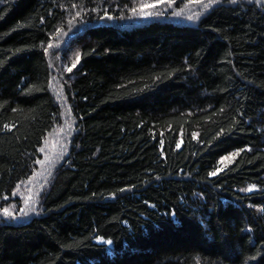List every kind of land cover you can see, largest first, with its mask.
I'll return each mask as SVG.
<instances>
[{
  "label": "trees",
  "instance_id": "16d2710c",
  "mask_svg": "<svg viewBox=\"0 0 264 264\" xmlns=\"http://www.w3.org/2000/svg\"><path fill=\"white\" fill-rule=\"evenodd\" d=\"M131 1L0 0V200L58 121L45 46L85 23L62 82L77 131L41 212L0 219V264H264V5L111 21Z\"/></svg>",
  "mask_w": 264,
  "mask_h": 264
},
{
  "label": "rangeland",
  "instance_id": "374dc122",
  "mask_svg": "<svg viewBox=\"0 0 264 264\" xmlns=\"http://www.w3.org/2000/svg\"><path fill=\"white\" fill-rule=\"evenodd\" d=\"M236 0H188L176 6V0H134L131 6L119 14L117 21L122 25L146 22L151 19H165L176 22L195 23L210 6L218 2H235ZM264 5V0H246ZM78 11L68 14L45 46V51L52 72L51 90L58 102L60 112L58 121L45 134L37 156L30 166L29 173L21 179L9 196L0 200V219L19 222L38 215L41 212L42 196L51 184L57 167L68 153L70 140L77 131L68 104L62 98V86L66 75L77 63V52L68 55V40L85 24L79 19ZM109 19V18H108ZM103 22V21H102ZM43 149V151H41ZM236 152L230 153L219 160L218 170L229 164ZM217 170V171H218ZM255 189L247 186L246 191ZM7 210V211H5Z\"/></svg>",
  "mask_w": 264,
  "mask_h": 264
},
{
  "label": "snow or ice",
  "instance_id": "6c2138e0",
  "mask_svg": "<svg viewBox=\"0 0 264 264\" xmlns=\"http://www.w3.org/2000/svg\"><path fill=\"white\" fill-rule=\"evenodd\" d=\"M79 59V58H78ZM73 67H75V64L73 65ZM69 71H71V68L70 69H68ZM41 151H43V149H41ZM216 173H212V175H215ZM5 211H7V210H5Z\"/></svg>",
  "mask_w": 264,
  "mask_h": 264
}]
</instances>
